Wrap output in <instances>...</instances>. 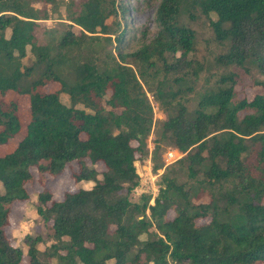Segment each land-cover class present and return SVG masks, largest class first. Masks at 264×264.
Returning a JSON list of instances; mask_svg holds the SVG:
<instances>
[{
	"label": "trees",
	"instance_id": "1",
	"mask_svg": "<svg viewBox=\"0 0 264 264\" xmlns=\"http://www.w3.org/2000/svg\"><path fill=\"white\" fill-rule=\"evenodd\" d=\"M38 1L60 2L0 0V94L28 95L31 112L26 134L0 155V264L23 259L6 226L14 203L30 201L33 168L45 184L74 161L75 182L94 185L62 200L50 186L38 193L37 212L55 241L42 252L44 237L26 235L30 264H264V79L256 80L261 89L252 100L236 90L234 73L222 76L192 112L178 100L188 76L202 68L189 58L195 32L183 17L194 18L196 9L215 14V38L230 44L217 62L247 72L255 67L264 76V0H160L154 35L116 54L109 46H119L126 30L108 19L126 11L124 0H62L69 23L50 38L35 30L49 18L34 6ZM153 78L154 98L168 111L159 139L186 154L178 168L166 167L151 204L149 194L137 202L129 194L139 185L135 163L147 154L154 124L143 85ZM52 82L60 88L41 90ZM18 108L17 101L0 100V145L21 130ZM202 195L210 199L195 201Z\"/></svg>",
	"mask_w": 264,
	"mask_h": 264
},
{
	"label": "rangeland",
	"instance_id": "2",
	"mask_svg": "<svg viewBox=\"0 0 264 264\" xmlns=\"http://www.w3.org/2000/svg\"><path fill=\"white\" fill-rule=\"evenodd\" d=\"M59 1L58 5L47 4L42 1L34 2L35 7L46 9L49 13V18L39 20L35 29L39 38H50L52 37V30L63 31L66 27V23H69V20L67 19L69 6L64 1ZM159 1L160 0H124L126 11L124 13L120 12L117 18L111 17L108 19V23H113L114 21L119 20L122 29L125 28L126 32L123 35L121 44L116 46V42H114V45H110L109 49H112L115 54L118 48L133 51L138 47L142 39L148 40L151 38L157 29L155 12ZM194 15V18L186 15L183 17L182 21L195 32V48L189 54V58L200 61L202 63V68L198 77L194 74L188 76L186 84L181 86L183 94L178 97V100L185 103L189 111L192 112L197 106L200 97L203 94L216 89L217 86L220 85V78L231 73H234L235 77H237V83L235 85L236 90L241 91L248 97V99L252 100L255 94L261 89L260 86L255 85L256 80H262L264 79V76L259 72L258 68L255 67H253L250 72H247L240 66H223L219 64L217 62V57L220 54L228 52L230 44L229 41L219 42L215 38V33L211 26V19H216V15L212 14L210 18L202 13L200 9H196ZM73 29L76 33L80 32L79 26H74ZM112 36L115 38V34ZM30 62L31 58H26V63L29 64ZM141 82L143 83V81ZM156 83L157 80L154 78L150 79L149 84L143 83L153 106L154 124L151 133L147 138V154L135 163L140 175L139 185L129 194V198L136 202L142 200L141 198L143 194H149L151 196V204L154 203V197L159 192V182L166 167L174 163V169L176 167L178 168L176 161L186 154L176 148L171 140L166 138L159 139L160 135L157 133L159 121L165 120L168 117V111L165 110L164 106L154 98L153 92ZM188 86L190 89H188ZM173 87L177 90L179 85L175 83ZM59 88L60 85L57 82H52L42 87L41 90L49 92L56 91ZM61 99L67 104L71 103L68 95L62 94ZM0 100L6 104L11 100L17 101L19 106L18 115L21 121L20 132L13 138H10L7 143L0 145V154L3 155L11 150L26 134V127L31 119V112L28 95H21L16 91H10L9 93L0 94ZM103 103L106 108H110L106 102L103 101ZM78 106L91 111V109L85 107L83 104H79ZM133 144L137 145V142L133 141ZM156 146H158V150L155 155L154 151ZM173 149L179 150L181 154L176 160L167 162L166 154L169 150ZM87 163L91 167H95L99 170L105 169L104 165L101 163L92 164L89 160H87ZM155 167H159V169L156 170ZM78 168L79 165L77 161L69 163L62 174L58 176L47 175L45 184L40 182L38 170L33 168L34 180L26 185L30 194V201H16L14 203L13 210L10 213V222L6 226V232L11 242L24 251V256L20 264H30V257L27 254L28 245L25 242L26 235H42L44 237L45 242H40L38 244V248L42 252L47 250V248V252H49L51 244L55 241L51 235L49 227L37 212V205L39 204L38 193L44 190L47 186L48 188L50 186L55 193L56 199L62 200L66 192L77 191L79 187L88 189L94 185V182L92 181H82L80 183L75 182L71 173L74 170H78ZM1 186L2 185L0 184V188L2 189ZM209 199L208 195H202L200 198L195 199V201H208ZM174 215V211L171 210L169 216L174 217ZM208 220V218L200 220V223ZM41 258L45 259L46 256L41 254ZM55 261V257L49 258L50 263Z\"/></svg>",
	"mask_w": 264,
	"mask_h": 264
},
{
	"label": "built area",
	"instance_id": "3",
	"mask_svg": "<svg viewBox=\"0 0 264 264\" xmlns=\"http://www.w3.org/2000/svg\"><path fill=\"white\" fill-rule=\"evenodd\" d=\"M180 154L181 152L179 150H176V149L169 150L166 154V161L167 162H170L172 160L174 161L180 156Z\"/></svg>",
	"mask_w": 264,
	"mask_h": 264
},
{
	"label": "crops",
	"instance_id": "4",
	"mask_svg": "<svg viewBox=\"0 0 264 264\" xmlns=\"http://www.w3.org/2000/svg\"><path fill=\"white\" fill-rule=\"evenodd\" d=\"M20 140H21V139H20ZM20 140H19V141H20ZM17 144H18V143H17ZM17 144H16L11 150H9L8 152L12 151V150L17 146ZM8 152H6V153H8ZM6 153H5V154H6ZM0 155H1V154H0ZM3 155H4V154H3Z\"/></svg>",
	"mask_w": 264,
	"mask_h": 264
}]
</instances>
